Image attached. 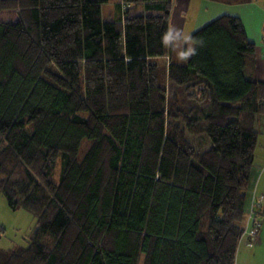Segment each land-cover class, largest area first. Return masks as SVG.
<instances>
[{"label":"trees","instance_id":"obj_1","mask_svg":"<svg viewBox=\"0 0 264 264\" xmlns=\"http://www.w3.org/2000/svg\"><path fill=\"white\" fill-rule=\"evenodd\" d=\"M108 1L0 0V193L35 218L0 264H235L259 221L255 46L221 15L165 64L170 0H121L115 18Z\"/></svg>","mask_w":264,"mask_h":264},{"label":"crops","instance_id":"obj_2","mask_svg":"<svg viewBox=\"0 0 264 264\" xmlns=\"http://www.w3.org/2000/svg\"><path fill=\"white\" fill-rule=\"evenodd\" d=\"M121 0H109L105 5L116 7ZM104 5V6H105ZM102 7V6H101ZM111 8L104 17L119 15ZM221 15L238 17L243 25L247 39L255 46L253 57L247 61L244 74L249 79L264 82V0H170L167 24L165 64H185L192 53L193 43L190 35ZM182 48V49H181ZM183 51L182 57L180 52ZM255 129L258 132L255 147L254 165L245 197V208L254 211L259 218L257 240L246 246L241 240L237 247L235 264H264V115L258 116ZM250 224L247 214L244 228Z\"/></svg>","mask_w":264,"mask_h":264},{"label":"rangeland","instance_id":"obj_3","mask_svg":"<svg viewBox=\"0 0 264 264\" xmlns=\"http://www.w3.org/2000/svg\"><path fill=\"white\" fill-rule=\"evenodd\" d=\"M105 4L101 7L105 14L111 8L116 12L114 7ZM182 55L183 51L180 52L181 57ZM188 138L193 143L197 152H202L209 146V142L205 136L195 137L188 135ZM86 145L87 142L83 143L82 149ZM34 225L35 218L27 210L23 209L20 205L14 209L11 208L4 195L0 193V260H3L5 251L11 249L13 246H24L27 244Z\"/></svg>","mask_w":264,"mask_h":264},{"label":"built area","instance_id":"obj_4","mask_svg":"<svg viewBox=\"0 0 264 264\" xmlns=\"http://www.w3.org/2000/svg\"><path fill=\"white\" fill-rule=\"evenodd\" d=\"M263 32H264V25H263ZM249 217H251L250 224L246 228V231L244 232V234H245L244 241L246 243L251 242V241H255L258 237L259 221L253 217V213Z\"/></svg>","mask_w":264,"mask_h":264}]
</instances>
